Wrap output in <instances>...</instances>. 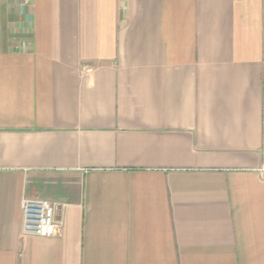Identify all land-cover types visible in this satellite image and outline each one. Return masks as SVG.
Wrapping results in <instances>:
<instances>
[{"label":"crops","instance_id":"1","mask_svg":"<svg viewBox=\"0 0 264 264\" xmlns=\"http://www.w3.org/2000/svg\"><path fill=\"white\" fill-rule=\"evenodd\" d=\"M0 264H264V0H0Z\"/></svg>","mask_w":264,"mask_h":264},{"label":"built area","instance_id":"2","mask_svg":"<svg viewBox=\"0 0 264 264\" xmlns=\"http://www.w3.org/2000/svg\"><path fill=\"white\" fill-rule=\"evenodd\" d=\"M61 204L48 199L24 198L22 210L24 215L23 234L37 237L57 235L61 223L56 219Z\"/></svg>","mask_w":264,"mask_h":264}]
</instances>
